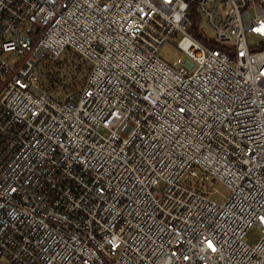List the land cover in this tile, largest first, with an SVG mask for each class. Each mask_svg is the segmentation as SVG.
<instances>
[{
	"label": "built area",
	"instance_id": "obj_1",
	"mask_svg": "<svg viewBox=\"0 0 264 264\" xmlns=\"http://www.w3.org/2000/svg\"><path fill=\"white\" fill-rule=\"evenodd\" d=\"M0 264H264V0H0Z\"/></svg>",
	"mask_w": 264,
	"mask_h": 264
},
{
	"label": "rangeland",
	"instance_id": "obj_2",
	"mask_svg": "<svg viewBox=\"0 0 264 264\" xmlns=\"http://www.w3.org/2000/svg\"><path fill=\"white\" fill-rule=\"evenodd\" d=\"M199 27L204 33L208 34V36L211 35L203 19L199 22ZM179 38H180L179 34L173 35L167 42H165L159 48L158 55L163 61L167 62L172 67L184 68V62L187 59V56L182 51H180L179 48L176 46ZM24 60L25 57L22 58L16 57L14 60L10 62L13 63L14 61H17V65H16V69H17L18 66H20ZM83 79H84V72L78 73L76 77L73 79L75 85L72 86V84H70L67 90L63 91L62 97L65 96L67 92L73 90L72 87L76 88L75 90H77ZM204 188L207 190L210 199L217 203H221L229 193L227 187L220 184H212L211 186L205 185ZM259 236L260 233L257 228L255 227L250 228L246 234V241L248 244L253 245L256 243Z\"/></svg>",
	"mask_w": 264,
	"mask_h": 264
},
{
	"label": "trees",
	"instance_id": "obj_3",
	"mask_svg": "<svg viewBox=\"0 0 264 264\" xmlns=\"http://www.w3.org/2000/svg\"><path fill=\"white\" fill-rule=\"evenodd\" d=\"M196 25L192 23L190 32L196 35L199 39L201 37L196 34ZM211 46H214L212 43ZM84 64L77 59L67 56H62L53 63H45L44 68L40 69V85L42 88L50 91L56 98H63V91L67 90L70 84L75 85L74 78L78 73L83 72ZM81 84V83H80ZM71 91H75L73 88Z\"/></svg>",
	"mask_w": 264,
	"mask_h": 264
}]
</instances>
